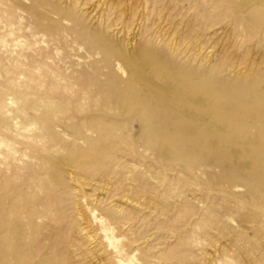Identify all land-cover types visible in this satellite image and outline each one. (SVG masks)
Here are the masks:
<instances>
[{"label": "rangeland", "instance_id": "rangeland-1", "mask_svg": "<svg viewBox=\"0 0 264 264\" xmlns=\"http://www.w3.org/2000/svg\"><path fill=\"white\" fill-rule=\"evenodd\" d=\"M0 264H264V0H0Z\"/></svg>", "mask_w": 264, "mask_h": 264}]
</instances>
